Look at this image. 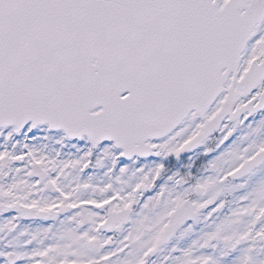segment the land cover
Here are the masks:
<instances>
[{"label":"snow or ice","instance_id":"obj_1","mask_svg":"<svg viewBox=\"0 0 264 264\" xmlns=\"http://www.w3.org/2000/svg\"><path fill=\"white\" fill-rule=\"evenodd\" d=\"M0 264H264V0H0Z\"/></svg>","mask_w":264,"mask_h":264}]
</instances>
